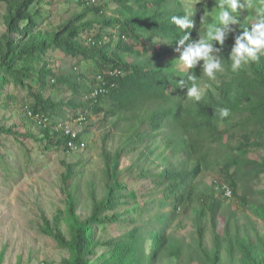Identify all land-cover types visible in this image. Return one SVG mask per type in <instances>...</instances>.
Wrapping results in <instances>:
<instances>
[{"label":"trees","instance_id":"obj_1","mask_svg":"<svg viewBox=\"0 0 264 264\" xmlns=\"http://www.w3.org/2000/svg\"><path fill=\"white\" fill-rule=\"evenodd\" d=\"M66 1L80 9L65 19L41 0H0V119L15 109L32 124L0 121V185L23 179L31 146L44 158L67 155L99 126V185L90 180L81 194L79 163L62 160L65 209L42 217L41 233L68 252L66 264H264V57L233 71L240 26L229 24L224 45L214 43L217 82L203 61L194 70L179 62V40L199 38L214 0ZM186 11L195 27L179 30L172 17ZM238 12L245 25L255 15ZM189 74L199 100L187 97ZM70 123L84 126L75 138Z\"/></svg>","mask_w":264,"mask_h":264},{"label":"rangeland","instance_id":"obj_2","mask_svg":"<svg viewBox=\"0 0 264 264\" xmlns=\"http://www.w3.org/2000/svg\"><path fill=\"white\" fill-rule=\"evenodd\" d=\"M41 1L40 8L43 11L49 10L58 13V18L66 19L80 9L76 2L69 3L66 0ZM36 7L37 4L33 7V11ZM5 8L4 4H0V34L6 31L2 19ZM69 64L71 62H68ZM59 99L62 97L59 96ZM16 112L13 109L12 114L7 113L4 120L0 119L1 124L9 126L15 123H24V126L27 125L28 128H31L32 124H28L25 120L20 121ZM19 116H21L20 113ZM31 118L34 120V117L30 116V120H32ZM92 123V120L88 121L86 127L90 128ZM70 127L79 133L84 126L70 123ZM102 133L103 130L99 126L92 127L84 136L85 144L67 155H51L49 158H44L42 151L31 146V156L34 163L29 165V171L25 170L23 179L21 181L15 180L9 185H0V258H3L1 264H18L20 260L21 264H66L69 257L68 252L60 249L52 238L41 233L42 217L52 219L59 210L65 209L66 194L63 191L64 183L61 178L65 172V167L62 160L68 163H79L77 170L79 173L81 172V194L87 192V183L90 180L99 185L103 170ZM115 144L116 140L111 138L108 146L113 148ZM251 156L256 157L257 155L253 153ZM210 175L213 179L214 177L219 178L213 173ZM262 187H264V182ZM232 210L236 211L234 206ZM83 211L84 209L81 207L80 212ZM183 222L186 226L183 233L191 243L195 238L191 220L185 217ZM258 229L264 234V224L260 220H258ZM208 239H210V235ZM230 264H240V262Z\"/></svg>","mask_w":264,"mask_h":264},{"label":"clouds","instance_id":"obj_3","mask_svg":"<svg viewBox=\"0 0 264 264\" xmlns=\"http://www.w3.org/2000/svg\"><path fill=\"white\" fill-rule=\"evenodd\" d=\"M199 2L200 0H188L192 7H195V4ZM253 9L255 15L246 17L247 25L241 24L238 10ZM194 15V13L186 11L182 17L173 16L172 21L179 30L192 29L195 27L192 19ZM209 17L212 18L211 22H209ZM229 24L240 26V34L235 37L234 46L230 53L233 71L239 70L251 61L264 57V0H261L259 6L253 0H214L211 11L205 9L204 16L201 18L198 30L199 38L192 39L189 34H185L179 40L181 46L187 42V47L181 54L179 62H182L185 68L194 70L198 63L203 61V75L215 79L216 73L222 70V64L218 59H215L217 55L214 56L215 58L212 55L215 50L214 43L221 45V47L224 45L225 30ZM188 80V99L199 100L203 91L198 87V78L195 74H189ZM214 81L217 82L218 80L215 79ZM180 86L183 84L181 83ZM223 114L227 115V112H223ZM219 179L221 180L220 177ZM225 189H227L226 196L231 198L233 196L231 187L226 185Z\"/></svg>","mask_w":264,"mask_h":264},{"label":"built area","instance_id":"obj_4","mask_svg":"<svg viewBox=\"0 0 264 264\" xmlns=\"http://www.w3.org/2000/svg\"><path fill=\"white\" fill-rule=\"evenodd\" d=\"M102 0H91V2H93V3H100ZM83 121V120H82ZM82 121H79V122H82ZM65 131H66V134H69V135H71L73 138H75L76 136H77V133H76V131H74L71 127H70V125H68V126H66L65 127ZM73 146V145H72Z\"/></svg>","mask_w":264,"mask_h":264}]
</instances>
